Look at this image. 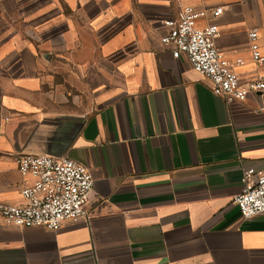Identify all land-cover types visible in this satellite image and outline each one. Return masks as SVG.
<instances>
[{"label": "crops", "instance_id": "crops-1", "mask_svg": "<svg viewBox=\"0 0 264 264\" xmlns=\"http://www.w3.org/2000/svg\"><path fill=\"white\" fill-rule=\"evenodd\" d=\"M183 6L221 7L216 47L264 76V0H0V202L23 204L18 155L93 180L88 221L0 225V264H264V214L234 204L241 169L264 171V94L228 106L172 58Z\"/></svg>", "mask_w": 264, "mask_h": 264}, {"label": "built area", "instance_id": "built-area-1", "mask_svg": "<svg viewBox=\"0 0 264 264\" xmlns=\"http://www.w3.org/2000/svg\"><path fill=\"white\" fill-rule=\"evenodd\" d=\"M221 7L195 8L183 6L175 19L163 23L167 33L160 43L175 60L184 58L192 70L210 82L212 94L230 106L244 102L249 96L264 94V76L258 74L251 81H242L234 66L244 61L236 59L232 65L216 47L220 35L217 21ZM199 20L206 23L198 25ZM251 60L264 69V56L257 44V34H248ZM17 171L23 178L21 205L0 202V225L18 228L61 230L67 222L88 221V209L93 193L89 170L69 159L47 156L18 155ZM242 190L234 199L242 219L264 214V171L241 169Z\"/></svg>", "mask_w": 264, "mask_h": 264}, {"label": "water", "instance_id": "water-1", "mask_svg": "<svg viewBox=\"0 0 264 264\" xmlns=\"http://www.w3.org/2000/svg\"><path fill=\"white\" fill-rule=\"evenodd\" d=\"M77 127H79L78 124H77ZM24 155L47 156V157H51V158H54V159H61V158H58V157H55V156H52V155H48V154H24Z\"/></svg>", "mask_w": 264, "mask_h": 264}, {"label": "rangeland", "instance_id": "rangeland-1", "mask_svg": "<svg viewBox=\"0 0 264 264\" xmlns=\"http://www.w3.org/2000/svg\"><path fill=\"white\" fill-rule=\"evenodd\" d=\"M80 125V120H78V126Z\"/></svg>", "mask_w": 264, "mask_h": 264}]
</instances>
